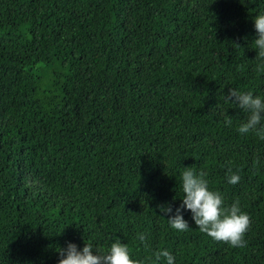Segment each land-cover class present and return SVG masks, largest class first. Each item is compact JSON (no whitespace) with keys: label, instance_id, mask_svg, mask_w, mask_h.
<instances>
[{"label":"trees","instance_id":"16d2710c","mask_svg":"<svg viewBox=\"0 0 264 264\" xmlns=\"http://www.w3.org/2000/svg\"><path fill=\"white\" fill-rule=\"evenodd\" d=\"M259 11L264 0H0V264H56L67 241L117 238L141 264H163L160 248L174 264H264V139L237 133L245 113L228 97L264 96ZM185 166L247 214L242 246L188 210L186 230L169 226Z\"/></svg>","mask_w":264,"mask_h":264},{"label":"clouds","instance_id":"9594fccd","mask_svg":"<svg viewBox=\"0 0 264 264\" xmlns=\"http://www.w3.org/2000/svg\"><path fill=\"white\" fill-rule=\"evenodd\" d=\"M252 21L256 33L252 40V47L256 49L255 58L264 62V11L255 14ZM228 97L234 107L245 113V118L236 127L237 133L252 131L264 139V96L229 89ZM205 175L188 166L180 171L181 203L176 206L174 214L167 215L169 226L177 231L186 230L189 223L182 209L188 210L192 222L201 232L214 240L225 241L230 246H242V238L249 225L247 214L240 210L237 201L224 205L221 194L209 189ZM239 179L235 172L227 175L228 184H236ZM159 207L164 214L173 212L171 204ZM137 239L143 243L145 234L137 233ZM58 254L56 264H141L131 257L127 244L119 238L112 240L106 247L86 242L77 247L75 242L67 241L65 246L59 248ZM154 256L157 261L163 258V264H174V256L167 248L156 250Z\"/></svg>","mask_w":264,"mask_h":264}]
</instances>
